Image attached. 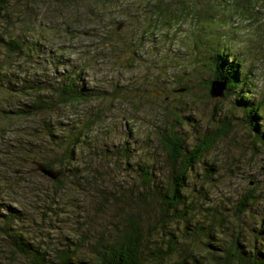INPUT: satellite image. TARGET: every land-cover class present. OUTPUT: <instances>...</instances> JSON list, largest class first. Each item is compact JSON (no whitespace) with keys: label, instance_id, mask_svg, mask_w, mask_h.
Returning a JSON list of instances; mask_svg holds the SVG:
<instances>
[{"label":"clouds","instance_id":"1","mask_svg":"<svg viewBox=\"0 0 264 264\" xmlns=\"http://www.w3.org/2000/svg\"><path fill=\"white\" fill-rule=\"evenodd\" d=\"M0 264H264V0H0Z\"/></svg>","mask_w":264,"mask_h":264},{"label":"rangeland","instance_id":"2","mask_svg":"<svg viewBox=\"0 0 264 264\" xmlns=\"http://www.w3.org/2000/svg\"><path fill=\"white\" fill-rule=\"evenodd\" d=\"M249 183L252 184V183H254V181H251V180H250Z\"/></svg>","mask_w":264,"mask_h":264}]
</instances>
